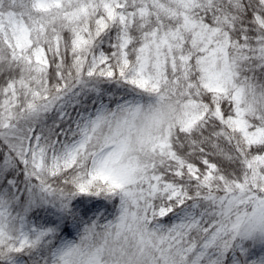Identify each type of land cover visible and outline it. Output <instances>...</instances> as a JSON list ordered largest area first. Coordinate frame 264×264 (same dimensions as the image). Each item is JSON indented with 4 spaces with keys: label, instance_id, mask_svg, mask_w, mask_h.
<instances>
[{
    "label": "snow or ice",
    "instance_id": "6c2138e0",
    "mask_svg": "<svg viewBox=\"0 0 264 264\" xmlns=\"http://www.w3.org/2000/svg\"><path fill=\"white\" fill-rule=\"evenodd\" d=\"M0 264H264V0H0Z\"/></svg>",
    "mask_w": 264,
    "mask_h": 264
}]
</instances>
